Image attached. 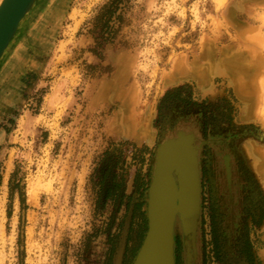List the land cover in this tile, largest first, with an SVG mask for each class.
I'll return each instance as SVG.
<instances>
[{"label": "rangeland", "instance_id": "rangeland-1", "mask_svg": "<svg viewBox=\"0 0 264 264\" xmlns=\"http://www.w3.org/2000/svg\"><path fill=\"white\" fill-rule=\"evenodd\" d=\"M38 5L0 63V264L134 263L157 150L180 132L199 149L192 264H264V0ZM254 64L257 112L243 118L231 70ZM224 157L246 187L231 207ZM174 237L187 264L192 242Z\"/></svg>", "mask_w": 264, "mask_h": 264}, {"label": "bare ground", "instance_id": "bare-ground-1", "mask_svg": "<svg viewBox=\"0 0 264 264\" xmlns=\"http://www.w3.org/2000/svg\"><path fill=\"white\" fill-rule=\"evenodd\" d=\"M41 1L42 0L35 1V4L31 8L30 12L25 16L23 21L19 24V27L17 29V32L13 40L10 42L2 58L0 59V63L5 57V55L8 53V51L10 50L11 46L14 44L13 42L15 38L18 37L22 26L24 27L27 25L25 28L29 26V23L25 24V21L30 18V15H32V13L38 8L39 6L38 4ZM233 70L237 71L238 69L233 68ZM237 79H238L237 81H238L239 93H241L243 96H246L245 94H243L246 89L243 90L242 87H240L241 84L246 83L245 79L244 78H237ZM231 83H233V80ZM247 111H248V107L247 109H245V112ZM122 129H123V125H122ZM184 134H182L180 138L175 142H173V139L166 140L168 142L165 144V147L160 154V160L158 164V175L154 185L155 199H157V201L159 202L158 206L160 210L158 211L159 214L157 215L156 234L153 238L152 244L149 248L147 255L142 260L143 262H141L140 264H172L175 261L174 235H175L176 227L180 228L183 235L185 236L192 232L194 221L198 220V218L196 220L197 212H196V205L195 206L193 205L194 202L193 199L196 197V192L198 187L197 181H199L198 184L200 185V180H201L199 157H196L197 152L194 149V139L190 136H186L189 134L186 133ZM248 149L249 150H246L245 153L247 155H252V159H254L255 165L257 167V153H254L251 150L252 148H248ZM224 162L226 164V167L228 168V175H230V168H229L230 158L225 157ZM176 170H178L181 173L180 174L181 181L185 183L184 191H189L183 194V198L186 201V206L184 207V205H182L183 208L182 210L180 208L181 205L179 204V200L182 198L180 194L176 192L178 191L177 190L178 186L176 185V181L173 176V173ZM187 186H189L188 190H187ZM36 196H37L36 192L31 189V191L29 192L30 199L32 201H35ZM199 205H200V200H199ZM180 211L182 213L181 219L179 216ZM192 240L193 243L187 249V253L188 250L190 251L191 264L193 257L192 250L195 249L194 243L196 240V233L194 239ZM171 251L174 258L172 261L170 259ZM89 259L94 260V256L92 258L90 257ZM120 260H121V256L119 255L116 264H120Z\"/></svg>", "mask_w": 264, "mask_h": 264}, {"label": "water", "instance_id": "water-1", "mask_svg": "<svg viewBox=\"0 0 264 264\" xmlns=\"http://www.w3.org/2000/svg\"><path fill=\"white\" fill-rule=\"evenodd\" d=\"M35 1L36 0H2V2L0 4V59L2 58L5 50L7 49L8 45L10 44V42L13 40V38L17 32V29L19 27V24L23 21L25 16L30 12L31 8L35 4ZM182 134H184V133L180 132L177 135V138L173 139V142L177 141ZM186 136H190L194 139V149L197 152L196 157H198L199 149L195 145V137L193 135H186ZM167 142L168 141H165L158 148L157 153H156V161H155L153 179L151 180V183H150V186L148 189V201H147V210H146L147 211V221H148V231H147V234L145 236L143 244H142L133 264H140L141 262H143L142 260L147 255L149 248L152 244L153 238L156 234L157 215L159 214L158 211H160V210H159V206H158L159 202L157 201V199H155V187H154V185H155L157 175H158V164H159V160H160V154H161L162 150L164 149L165 144ZM196 168H197V165H196ZM180 174L181 173L178 170H176V171H174L173 176H174V179L176 181V185L178 186V189H177L178 191H176V192L179 193L181 198H182L179 200V204L181 205L180 208L182 210L183 209L182 205H184V207L186 206V201L183 198V194L186 192H189V191H184L185 183L181 181V175ZM193 177H194V175H193ZM198 182L199 181H197L198 187H197L196 197L193 199L194 200L193 205L194 206L196 205V212H197L196 213V220H197V218L199 220V215L201 213V195H202L201 180H200V185L198 184ZM188 189H189V186H187V190ZM199 200H200V205H199ZM181 214L182 213L180 211L179 212L180 219L182 216ZM198 220L194 221V226H193L192 232L188 235H185V237H188L192 243H193L192 239H194L195 233L197 232ZM187 246L189 248L190 244L188 243ZM170 250H171V248H170ZM170 259H171V261L174 259L173 255H172V251L170 253ZM187 260H188L187 264H191V255H190L189 250H188ZM172 264H176L175 261Z\"/></svg>", "mask_w": 264, "mask_h": 264}, {"label": "flooded vegetation", "instance_id": "flooded-vegetation-1", "mask_svg": "<svg viewBox=\"0 0 264 264\" xmlns=\"http://www.w3.org/2000/svg\"><path fill=\"white\" fill-rule=\"evenodd\" d=\"M223 164H224V171H225V178H226V185H225L226 195L224 194V196H223V198H221V200H223V204L225 202L226 204H228L231 207V206H233L235 204L236 194H237V197H238V203H239V195L242 197L241 191H243V197H244V193H245L244 191L246 190V187H244L242 185L241 191L238 194V192H239L238 189L240 190V187H238L237 191H236V185H235V180H234V172L232 170V165H231V158H230V167H229L230 168V175H228V168L226 167V164H225L224 161H223ZM255 178L257 179L256 175H255ZM262 193H263L262 187L257 185V200H258L259 203H260V201H262V195H263ZM147 201H148V198H147ZM263 209H264V207L259 205V207H257V215H259L261 213V210H263ZM200 216H201V213H200ZM243 216H244V214H243ZM199 220H198V227H199ZM247 221H248V219H246V223H247ZM198 227H197V233H198ZM260 233H262V230L260 228H258V226H257V240L260 238ZM196 237H197V234H196ZM239 248H240V245H239V242H238V243H236V249H237L236 252H238ZM262 251H263L262 249H259V250L257 249V252H255L256 253V259H257L258 262H261V261L263 262L262 255L260 254ZM122 255H121L120 264H121V262H123V259L125 258V254L123 256ZM242 257L243 256L241 255V252L239 254H237L238 264H243V262L244 263L246 262V260L243 259ZM226 260H228V259L226 258Z\"/></svg>", "mask_w": 264, "mask_h": 264}, {"label": "crops", "instance_id": "crops-1", "mask_svg": "<svg viewBox=\"0 0 264 264\" xmlns=\"http://www.w3.org/2000/svg\"><path fill=\"white\" fill-rule=\"evenodd\" d=\"M254 61H256V64H257V59H255ZM244 67L245 66L243 65V67H241V68L239 67V69H245ZM231 74H234L233 75L234 76L233 84L236 87V91H237L239 97L242 99V101L244 103L242 116H243V118L251 117V116H253V114H255L257 112V90H256V87L253 88L254 84H252V82H253L252 79L257 78V65L255 66V64H254V69L252 70V72H248L247 74L246 73L241 74V72L237 73V71H235V70H231ZM237 78H244L245 79L246 83L241 84L240 87H242L243 90L246 89L245 92L243 93L246 96H243L241 93H239L238 81H237L238 79ZM247 107H248V111L245 112V109H247ZM249 115H251V116H249ZM255 175L257 177V170L255 171ZM261 255H262L263 262H264V257H263L264 256V250L261 252Z\"/></svg>", "mask_w": 264, "mask_h": 264}, {"label": "trees", "instance_id": "trees-1", "mask_svg": "<svg viewBox=\"0 0 264 264\" xmlns=\"http://www.w3.org/2000/svg\"><path fill=\"white\" fill-rule=\"evenodd\" d=\"M1 184H2V179H1V176H0V188H1Z\"/></svg>", "mask_w": 264, "mask_h": 264}]
</instances>
